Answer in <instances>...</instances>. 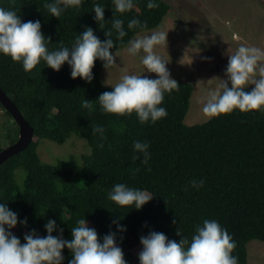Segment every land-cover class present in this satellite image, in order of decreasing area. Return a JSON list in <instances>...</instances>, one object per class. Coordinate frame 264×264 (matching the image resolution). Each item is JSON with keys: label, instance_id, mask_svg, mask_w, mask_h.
<instances>
[{"label": "trees", "instance_id": "trees-1", "mask_svg": "<svg viewBox=\"0 0 264 264\" xmlns=\"http://www.w3.org/2000/svg\"><path fill=\"white\" fill-rule=\"evenodd\" d=\"M48 2L0 0V7L15 10L24 22L40 20L42 32L51 37L49 50L71 47L90 26L101 41L107 39L105 32H112L113 52L128 46L138 33L158 28L171 10L166 0H156L159 6L153 9L147 7L148 0H134V8L121 14L114 13L113 0H83L59 19L46 9ZM96 4L105 8L100 24L92 10ZM113 18L124 22L127 35L123 40L117 37ZM132 19L147 27L129 29ZM103 67L97 60L94 80L88 83L73 79L67 63L59 72L44 62L26 72L21 63L0 54V86L35 129L33 142L0 165V203L6 202L20 220L27 219V225L18 223L13 233L22 243L32 229L46 236L44 225L54 219L63 229V238L71 240V228L79 219H87L102 237L116 232L128 264H139V253L132 250L143 247L141 236L157 231L170 240L179 242L183 236L191 241L197 225L202 226L205 219L216 220L236 241L233 255L239 264H249L248 243L264 241V111L235 110L188 125L185 119L195 87L178 82V90L165 93L162 106L168 115L155 124H141L135 113L120 116L102 111L97 98L112 91L101 81ZM86 99L90 108L82 106ZM0 109L11 119L5 138L12 144L19 138V125L1 101ZM94 126L104 128L103 139L100 133L93 134ZM73 135L92 146L89 154L82 155L80 171L76 156L56 163L42 160L43 140L63 144ZM4 140L0 134V152ZM137 140L150 144L147 164L142 163V154L133 151ZM193 180L204 184L193 187ZM117 183L144 190L153 198L141 210L121 207L108 199ZM113 220L126 226V232L117 231ZM64 255L68 264L70 250L65 248Z\"/></svg>", "mask_w": 264, "mask_h": 264}, {"label": "clouds", "instance_id": "clouds-1", "mask_svg": "<svg viewBox=\"0 0 264 264\" xmlns=\"http://www.w3.org/2000/svg\"><path fill=\"white\" fill-rule=\"evenodd\" d=\"M83 0H51L45 4L52 17L60 19L62 13L69 8H78ZM114 13L129 12L134 8V0H113ZM156 0H148L147 7H158ZM94 19L100 24L105 19V8L94 5ZM115 16V15H114ZM123 20L113 18L112 26L120 40L127 35ZM147 27L139 19L128 23L129 29ZM168 32L152 31L143 37L128 41L127 52L133 56L141 51L145 54L141 63L147 73H155L157 78L147 75L123 74L118 83L111 86L112 91H105L97 98L99 106L105 113L120 116L132 115L141 124L152 123L165 118L168 113L162 106L165 93L171 95L179 89L178 82L172 78L167 67L169 61L156 53L155 49L167 41ZM106 40L95 35L90 26L78 35L71 47L61 46L49 50L51 37L42 32L40 20L22 21L15 10L0 7V54L10 56L14 62L22 64L23 70L31 72L44 62L47 67L59 72L67 63L71 68L73 79L82 78L88 83L94 80L93 69L100 60L105 69L116 65L119 52L114 49L112 32H105ZM228 64L221 85L222 91L209 94L203 107V113L209 117H218L235 110L242 113L264 111V50L241 44L235 52H227ZM229 83L231 87H229ZM249 85L255 87L246 91ZM84 108H90L87 99L82 102ZM93 134H101L104 128L94 126ZM103 147V145H100ZM150 144L146 141H134L133 151L142 154V163L151 159ZM134 158H139L137 155ZM193 187H202L203 180L191 181ZM153 198L146 191L117 183L108 192V199L121 207L141 210ZM26 226L27 219L20 220L18 213L8 204L0 203V264H64V249L70 250L71 259L68 264H128L123 249L117 243L116 232L110 231L102 240L95 228L89 227L87 219H79L77 226L71 228V240L63 238V229L58 228L56 220L49 219L44 225L47 235H39L35 229L24 235V243L12 229L17 224ZM117 231L126 232V226L113 220ZM59 232V235H53ZM177 235H181L178 230ZM142 250L139 253V264H239L238 257L233 255L237 247L236 241L226 228L216 220L205 219L202 226L197 225L191 241L182 236L177 242L170 240L164 233L151 231L140 237Z\"/></svg>", "mask_w": 264, "mask_h": 264}, {"label": "rangeland", "instance_id": "rangeland-1", "mask_svg": "<svg viewBox=\"0 0 264 264\" xmlns=\"http://www.w3.org/2000/svg\"><path fill=\"white\" fill-rule=\"evenodd\" d=\"M166 1L171 10L163 23L156 29L138 33L134 39L152 31L168 32V42L155 51L169 61L167 67L172 78L177 82H190L195 87L185 123H203L211 119L203 113L209 94L222 91L228 64L227 52H235L241 44L264 50V0ZM127 47L117 50L120 57H116V65L109 70L103 67L101 81L104 85L106 80L112 85L118 83L123 74H144L157 78L155 73H147L141 63L145 54L141 51L133 56L127 52ZM261 63L264 64V61ZM254 87L249 85L248 89ZM10 121V117L0 109V134L5 139V148L11 144L5 138ZM91 151L90 143L78 135H73L63 144L45 139L39 147L41 158L47 163L76 156L79 162L77 171L83 167L82 155ZM88 224L97 230L94 223ZM99 237L102 240L100 234ZM247 247L249 264H264V241L252 240ZM141 250V246H137L132 251L138 254Z\"/></svg>", "mask_w": 264, "mask_h": 264}, {"label": "water", "instance_id": "water-1", "mask_svg": "<svg viewBox=\"0 0 264 264\" xmlns=\"http://www.w3.org/2000/svg\"><path fill=\"white\" fill-rule=\"evenodd\" d=\"M0 101L6 110L11 113L20 128V135L16 142L10 144L0 152V165L13 155L24 151L35 138V129L25 118L13 99L0 86Z\"/></svg>", "mask_w": 264, "mask_h": 264}]
</instances>
